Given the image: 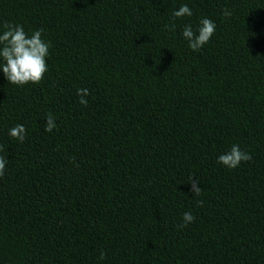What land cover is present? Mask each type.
Segmentation results:
<instances>
[{"label":"trees","instance_id":"1","mask_svg":"<svg viewBox=\"0 0 264 264\" xmlns=\"http://www.w3.org/2000/svg\"><path fill=\"white\" fill-rule=\"evenodd\" d=\"M5 22L51 47L39 85L0 69V264H264V0H0Z\"/></svg>","mask_w":264,"mask_h":264},{"label":"clouds","instance_id":"2","mask_svg":"<svg viewBox=\"0 0 264 264\" xmlns=\"http://www.w3.org/2000/svg\"><path fill=\"white\" fill-rule=\"evenodd\" d=\"M192 15V9L187 4L181 5L178 10L172 13L174 19L185 16L191 17ZM223 15L229 17L231 13L225 9ZM199 24L200 27L196 32L193 31L191 24L186 25L182 30V36L189 42L188 47L193 52L202 50L203 46L210 42L217 28L216 23L207 17L202 18ZM172 26L174 27V23ZM43 33L44 29L40 28L33 31L29 36L21 24L13 22L3 24V30L0 31V69H2L9 83L17 87H24L29 84L39 85L43 82L45 74L49 71L47 58L50 55L49 49L51 47V42L42 38ZM76 95L81 105H88L89 101L86 99L90 95L88 89H77ZM56 128L55 117L51 113L47 114L44 131L51 133ZM8 134L20 143H23L27 138V130L22 124L10 128ZM3 151H5L4 146L0 145V152ZM251 159L252 156L249 152L241 150L238 144H233L228 152L218 156L217 163L231 170L238 168L241 163L251 161ZM6 164V157L0 155V178L5 175ZM191 190L195 196L201 195L202 189L196 183L192 184ZM202 203V201H197L198 206H202ZM194 219L195 217L191 212L184 213L182 216L184 223L180 227H186ZM99 259H105L103 251H101Z\"/></svg>","mask_w":264,"mask_h":264}]
</instances>
